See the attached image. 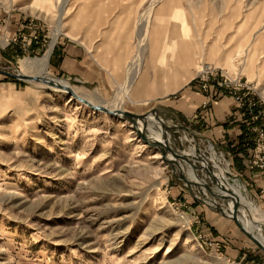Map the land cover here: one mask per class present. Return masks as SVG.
<instances>
[{
	"label": "rangeland",
	"instance_id": "rangeland-1",
	"mask_svg": "<svg viewBox=\"0 0 264 264\" xmlns=\"http://www.w3.org/2000/svg\"><path fill=\"white\" fill-rule=\"evenodd\" d=\"M60 1L0 0V68L66 83L111 109L128 93L120 109L156 110L170 128L164 142L176 152L193 148L204 158L213 145L227 179L241 183L264 217V187L249 185L239 162L175 107L185 85L201 92L198 72L210 63L215 99H234L253 124L255 144L264 129V0H161L151 17L155 0H68L62 16ZM65 38L88 45L105 68L97 83H77L53 67ZM52 47L43 72L26 69V61ZM141 54V71L128 87L131 63ZM236 76L241 85L227 86ZM258 143L253 159L264 156V137ZM189 160L196 179L209 176L197 158ZM206 181L190 187L130 122L93 110L64 89L0 74V264H264V252L234 220L199 201L234 210L235 203L228 209L210 192L208 186L218 189L210 176ZM241 209L238 216L260 228L253 212ZM261 233L264 238V224Z\"/></svg>",
	"mask_w": 264,
	"mask_h": 264
},
{
	"label": "crops",
	"instance_id": "crops-1",
	"mask_svg": "<svg viewBox=\"0 0 264 264\" xmlns=\"http://www.w3.org/2000/svg\"><path fill=\"white\" fill-rule=\"evenodd\" d=\"M84 40L89 41L88 38ZM88 48L89 46L83 42L65 38L57 44L53 55V67L77 83H97L100 77L105 75V68L97 62ZM183 88L180 98L176 101V113L182 114L194 125L202 126L204 128L202 132L208 140L236 159L242 175L251 182L249 185L264 187V168L252 165L255 133L252 129L253 124L248 122L245 112L235 106L232 97L221 94L211 106L203 108L205 96L192 85L187 84Z\"/></svg>",
	"mask_w": 264,
	"mask_h": 264
},
{
	"label": "bare ground",
	"instance_id": "bare-ground-1",
	"mask_svg": "<svg viewBox=\"0 0 264 264\" xmlns=\"http://www.w3.org/2000/svg\"><path fill=\"white\" fill-rule=\"evenodd\" d=\"M67 1L68 0H61L60 2V6H59V14L62 16L65 12V9H66V5H67ZM161 0H155L154 3L151 5V7H149V13L148 15L151 17V11L152 9L155 7L156 4H158ZM59 17V16H58ZM57 28H56V31H55V39L58 38V36L61 34L62 32V28H63V22H62V18H59L58 22H57ZM147 36V35H146ZM141 47L143 48V43H144V40H145V35L141 38ZM53 48V47H52ZM52 48L48 51V53L46 55H44L43 57L41 58H37V59H31V60H28L25 62V67L27 70H37V72H43L45 70V68L47 67V64H48V61H49V57H50V54H51V51H52ZM142 53V52H140ZM137 63L138 66H135L134 64ZM131 68H130V72H131V76H129V82H128V87H131L137 77V75L140 73L141 71V64H142V54L140 56L139 59H137V62L136 60L131 63ZM135 66V67H134ZM53 81L55 82V84L59 85H64V86H68V84L66 83H63V82H59L57 80H54ZM56 88H58L57 86H55ZM130 89V88H129ZM128 89V90H129ZM127 90V89H126ZM128 93H124V97H122V99H120V106L118 105V107L116 108L117 110H119L121 108V105L123 104L125 98H127ZM100 105V104H99ZM116 106V105H115ZM111 109V108H110ZM114 109V107L112 108ZM155 117V116H154ZM152 115H150L147 119V134H150V139L152 140L151 142H162V143H165L167 144L166 142H164V137H165V133H166V130L167 129H170L169 127L167 128L165 126L166 123H162V121H159V119H155ZM174 125V124H173ZM152 129H158L159 132H154L152 131ZM168 145V144H167ZM209 148V151L211 152L210 156L209 157H202L203 159V162L204 164L207 166V167H210L211 170H213V175H215V177L217 178V180H219L221 186H223V188H227L228 190H232L235 194H236V198L237 200L239 201V207H241L242 209H244L243 211L246 212L247 210L246 209H249V213L251 214L253 212L254 214V217H253V223L255 224H258L260 223V228L259 226L255 227L254 225H252V219L250 218L249 221H246L243 217L241 216H238L239 218V221L241 220V222H243L245 228L251 232L259 241H261L263 244H264V238L262 236V226L264 224V217H260L261 215H259L260 213L257 212V206L256 204L251 201L245 194H244V188L240 187L241 186V183L238 181V180H235L233 182H230L228 179H227V176L228 174H226L228 172V169L227 168H224L222 167L219 162L220 160L222 159V157H220L219 153L216 151L215 147L213 145H210ZM185 154L187 156H189L190 158H200L201 156L193 149L191 148V150H189V152H185ZM222 156V155H221ZM173 158H175L173 156ZM195 160V159H194ZM182 162V161H181ZM186 162H184L182 164L183 168L186 170V174L188 176V178L192 181V182H198L200 184H206V178L207 176H205V179H201L198 180L196 179L195 175L193 172H195V169L198 170L197 166L193 163H191V161L187 162L188 164H185ZM203 165V164H202ZM186 166H188L186 168ZM227 167V166H226ZM205 170V169H204ZM206 171V170H205ZM214 171H217V172H214ZM207 172V171H206ZM198 176V175H197ZM210 176V175H209ZM193 177V178H192ZM240 184H238V183ZM216 191L218 192H215L217 195H219V197L223 198L222 196L225 197H228L229 198V194L225 191V190H222L220 188L216 189ZM246 193V192H245ZM225 200V199H223ZM225 201H227L228 203V209L230 208L229 207V203L232 205L235 203V200L232 198V199H226ZM234 201V202H233ZM213 202V201H212ZM211 203V202H210ZM212 205H214L213 203H211ZM236 205V204H235ZM234 205V207H235ZM241 209V210H242ZM231 210V209H230ZM229 211V210H227ZM226 211V212H227ZM232 213H233V210H231ZM230 212H227V214H229ZM240 213V211H239ZM231 215V214H229Z\"/></svg>",
	"mask_w": 264,
	"mask_h": 264
},
{
	"label": "water",
	"instance_id": "water-1",
	"mask_svg": "<svg viewBox=\"0 0 264 264\" xmlns=\"http://www.w3.org/2000/svg\"><path fill=\"white\" fill-rule=\"evenodd\" d=\"M53 50V48H52ZM52 53V51H51ZM0 74L5 75L7 77H11L13 79H18V80H24V81H36V82H43L47 85L50 86H57L59 89H64L67 91V93L69 94V96L73 97L74 99L78 100L79 102L89 106L90 108H92L93 110H96L98 112H102L105 113L109 116H113L116 118H120L122 120L128 121L132 124L134 131H136L139 135V137L144 141L145 144L157 148L161 151L163 159L166 160L169 164H171L174 168L177 167V172L179 173V176L191 187L194 184L191 180H189V178L187 177V174H185V172L182 170V165L178 162L177 159H181L183 160V162H189V156H187L185 153L183 152H179V151H175L173 150L171 147H169L167 144L162 143V142H151L149 141L148 134H147V119L150 116V114H152L153 116L156 117V119L158 120L159 117L156 115V110H152L150 113L147 114H136L124 109H110L107 108L103 105H99V104H94L91 101L87 100L86 98L80 96L79 94H77L75 92V90H73V88L71 86H64V85H57L55 84V82L53 81V79L47 78L46 76H42V75H28V74H24L22 72H11L9 70L0 68ZM159 121H162L161 119H159ZM163 123V121H162ZM179 128L184 129V130H189L191 131L188 127L185 126H181V125H177ZM192 132V131H191ZM193 133V132H192ZM194 135V133H193ZM168 152H171L174 155V159L173 158H168ZM202 164H204L203 159L197 158ZM205 165V164H204ZM204 168L206 169V171L209 173L210 178L218 185V188L225 190L228 194H229V198L222 196L223 198L219 197V195H217L209 186L208 189L210 190V192L213 194V196L215 198H221V199H234L235 200V207L233 210L232 215L227 214V210L221 206L218 205L216 200H212L215 204L212 205L210 203H208L207 201L201 200L199 198V201L206 203L209 207H213L215 208L219 213H221L223 216L230 218L232 220H234L239 229L249 238L251 239L257 246H259L261 248V250L264 252V244L259 241L251 232H249L243 223H241L239 221L238 218V214H239V201L236 198V194L232 191V190H228L227 188H223V186H221L219 180H217V178L215 177V175H213V170H211L210 167H207L206 165L204 166Z\"/></svg>",
	"mask_w": 264,
	"mask_h": 264
},
{
	"label": "built area",
	"instance_id": "built-area-1",
	"mask_svg": "<svg viewBox=\"0 0 264 264\" xmlns=\"http://www.w3.org/2000/svg\"><path fill=\"white\" fill-rule=\"evenodd\" d=\"M215 70V67H213L212 64L210 63H204L200 69H199V74L197 77V82H198V86L200 88V91L202 93H204V95L206 96L203 103H202V107L203 108H208L209 106H211V104L213 103L215 97L212 91V85H210L211 80V76L213 71ZM237 77V76H236ZM232 83H236L238 85H241V79H239L238 77L233 79V80H228V82H226L227 86H230ZM223 85V84H221ZM230 92H232V87L230 89ZM254 107L255 104H250L248 107V112L250 114L254 115ZM257 139L260 141V139H262V137H264V129L261 128L260 130H258V134H257ZM258 140L255 141V150L256 152L259 150V146L260 144L258 143ZM253 166H257V167H261L264 168V156H260V155H254V159L252 162ZM201 242L207 246L212 247L214 250H216L219 247V244L214 243V241L200 236ZM218 246V247H217ZM229 264H237L236 262H228Z\"/></svg>",
	"mask_w": 264,
	"mask_h": 264
}]
</instances>
